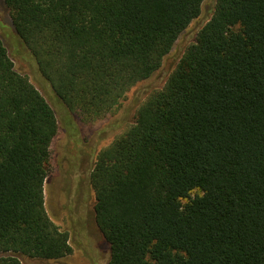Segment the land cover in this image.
<instances>
[{"label": "trees", "instance_id": "trees-1", "mask_svg": "<svg viewBox=\"0 0 264 264\" xmlns=\"http://www.w3.org/2000/svg\"><path fill=\"white\" fill-rule=\"evenodd\" d=\"M203 1L3 0L57 96L91 119L160 67ZM57 130L0 38V264L71 251L44 205ZM89 181L107 264H264V0H214Z\"/></svg>", "mask_w": 264, "mask_h": 264}, {"label": "rangeland", "instance_id": "rangeland-1", "mask_svg": "<svg viewBox=\"0 0 264 264\" xmlns=\"http://www.w3.org/2000/svg\"><path fill=\"white\" fill-rule=\"evenodd\" d=\"M214 0H204L200 14L178 35L160 67L137 82L119 103L102 117L91 119L69 109L18 37L3 0H0V38L15 69L26 75L52 106L58 130L50 144L49 170L44 183V205L49 218L68 233L71 251L55 260L20 256L25 264H107L109 243L95 218V193L89 176L98 152L123 133L136 118L142 101L165 84L187 47L195 42L199 29L210 18ZM194 193V192H193Z\"/></svg>", "mask_w": 264, "mask_h": 264}]
</instances>
